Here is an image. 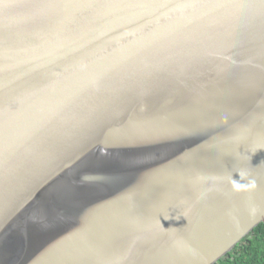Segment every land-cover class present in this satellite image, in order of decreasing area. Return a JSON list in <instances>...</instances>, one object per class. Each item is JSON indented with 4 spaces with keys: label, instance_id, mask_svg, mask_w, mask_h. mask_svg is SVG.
Listing matches in <instances>:
<instances>
[{
    "label": "water",
    "instance_id": "95a60500",
    "mask_svg": "<svg viewBox=\"0 0 264 264\" xmlns=\"http://www.w3.org/2000/svg\"><path fill=\"white\" fill-rule=\"evenodd\" d=\"M264 223V0H0V264H214Z\"/></svg>",
    "mask_w": 264,
    "mask_h": 264
},
{
    "label": "trees",
    "instance_id": "16d2710c",
    "mask_svg": "<svg viewBox=\"0 0 264 264\" xmlns=\"http://www.w3.org/2000/svg\"><path fill=\"white\" fill-rule=\"evenodd\" d=\"M214 264H264V223L257 225Z\"/></svg>",
    "mask_w": 264,
    "mask_h": 264
},
{
    "label": "rangeland",
    "instance_id": "374dc122",
    "mask_svg": "<svg viewBox=\"0 0 264 264\" xmlns=\"http://www.w3.org/2000/svg\"><path fill=\"white\" fill-rule=\"evenodd\" d=\"M239 243V242H238Z\"/></svg>",
    "mask_w": 264,
    "mask_h": 264
}]
</instances>
